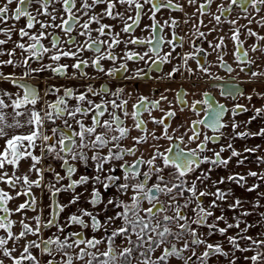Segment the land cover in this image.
Wrapping results in <instances>:
<instances>
[{"label":"snow or ice","instance_id":"1","mask_svg":"<svg viewBox=\"0 0 264 264\" xmlns=\"http://www.w3.org/2000/svg\"><path fill=\"white\" fill-rule=\"evenodd\" d=\"M254 24L264 0H0V264H264V104L236 83L264 82ZM219 69L231 107L139 92Z\"/></svg>","mask_w":264,"mask_h":264},{"label":"flooded vegetation","instance_id":"2","mask_svg":"<svg viewBox=\"0 0 264 264\" xmlns=\"http://www.w3.org/2000/svg\"><path fill=\"white\" fill-rule=\"evenodd\" d=\"M181 2H183V0H181ZM14 7V5H13ZM186 11L191 12L192 9L190 7L186 6ZM174 15L180 16L181 14L179 13H174ZM164 18H167V13L164 14ZM24 23L23 20H21L19 22V24H17V27H20L22 24ZM241 23H244V21H241ZM187 27V26H185ZM255 30L259 31L260 34L264 35V30L258 29L256 27V25L254 24L252 26ZM225 30H227L225 28ZM179 31V30H178ZM180 35H183V31L179 32ZM137 35H140L139 31L137 32ZM211 38V37H210ZM254 39H249L248 43H253ZM226 43H228V51H229V56L226 57V59L229 60V62L231 63V52H232V42L231 41H226ZM204 47H207V45H203ZM247 46V45H246ZM185 50H187V45H185ZM177 51L179 52L180 49H177ZM215 59V54H213L212 56L208 57L207 60L211 61ZM67 63H71V61H66ZM202 62H206V61H202ZM131 66V65H130ZM170 65H163L161 66V72H152L151 75L153 76H158L160 75L162 72H167L170 70ZM192 67L195 68V64H192ZM253 70L255 69V66H253ZM6 71H10V69H6ZM88 71L91 72V69H89ZM217 71V74L219 76H221L223 79H221L220 81H208L207 78H204L203 80H193V79H183L181 78L179 75H177L173 81H159V80H145L144 82L140 83V87H139V92L141 94L144 95H149L150 93L154 92L156 96H158L161 92L164 91L165 88H171L173 90H179L181 87L183 88L184 91L189 92V96L187 97V99L189 100V102H191V100L193 99H201L202 93L207 91L209 92L212 96L215 97V99L221 103H225L227 106L231 107L233 101L231 100V97H225V96H221V92L224 89V85L229 82L230 77L229 75L224 72L222 69L219 70H215ZM49 74L45 73L43 74L44 77H47ZM235 75V74H233ZM65 81L63 80H57L55 78H53L52 80H48L47 83L52 84V83H64ZM104 81L102 80H97L95 81L96 86L98 87L100 83H103ZM33 83H40V81H33ZM73 84L78 83L77 81H73L71 82ZM196 84V87L193 88V84ZM238 84V86L240 87V89L242 91H246L249 94H253V102L256 107H260L262 104H264V100H260L258 99L254 93L252 92L253 89H256L258 91H264V82H248V76L244 75L243 73L240 75V78L237 80L236 82ZM213 84H215L216 86L213 87ZM195 93V95H192L191 93ZM168 97L170 100L174 99V92H169L167 93ZM241 103H247L246 100H244L243 98L240 99ZM177 118L173 121V123H177L179 121H183L185 119H187L189 117V113L185 112V113H180L179 112V106H177ZM155 115L159 116V113H155ZM248 114H244L243 116L240 117L241 120L246 119ZM195 118V117H193ZM258 124L257 122H253V124L250 126L251 129L253 131L257 130L258 128ZM152 125H149V128H151ZM137 133L134 131L132 133V135H136ZM211 134V133H209ZM256 141V142H255ZM257 141H261V139L256 138V139H251L248 141L249 146L255 145L257 144ZM224 143H226V141H222ZM236 147L237 148H241L243 146V142L242 141H236ZM211 146V145H210ZM218 147V145L216 146ZM228 153H224V156L227 157ZM253 158V157H252ZM57 167V170L59 171V166L55 165ZM25 168L27 167L26 165L24 166ZM230 169L232 171H234V164H231ZM216 175H223V176H227L228 172L223 170V169H218L217 173L213 176V178H216ZM82 191V190H81ZM39 190H37V196H39ZM65 194H61V198H62V202H63V198H64ZM87 196V193L84 194V197H82V204L85 207H88L86 201H85V197ZM23 202V197H21L18 201H16V203H21ZM45 202H47V198H45ZM29 215H31V213H29ZM45 215H47V211H45ZM17 218V217H14Z\"/></svg>","mask_w":264,"mask_h":264},{"label":"crops","instance_id":"3","mask_svg":"<svg viewBox=\"0 0 264 264\" xmlns=\"http://www.w3.org/2000/svg\"><path fill=\"white\" fill-rule=\"evenodd\" d=\"M3 86H4V87H9L7 84H5V85H3ZM249 167H251L253 170H258L255 164H250ZM234 171H246V169H244V168L237 169V168L234 167ZM221 187H225V186H224V185H221ZM234 191H236V194H237V195H240V196H247L249 199H252V197L254 198V196H255L254 193L249 195V194H247V193H244L243 190H240V189L237 190V189L234 188ZM230 215H231V214H229V216H230ZM253 219H255V217H254ZM221 226H223V225H221ZM238 255H239V254H238Z\"/></svg>","mask_w":264,"mask_h":264},{"label":"rangeland","instance_id":"4","mask_svg":"<svg viewBox=\"0 0 264 264\" xmlns=\"http://www.w3.org/2000/svg\"><path fill=\"white\" fill-rule=\"evenodd\" d=\"M256 142V141H255ZM257 143H264V141H257ZM260 154H264V153H260ZM253 160H254V157L252 158ZM252 164H255V163H252ZM259 170V169H258ZM251 182V181H250ZM238 190V189H237ZM253 198V197H252ZM254 217H252V218H250V220L251 219H253Z\"/></svg>","mask_w":264,"mask_h":264}]
</instances>
